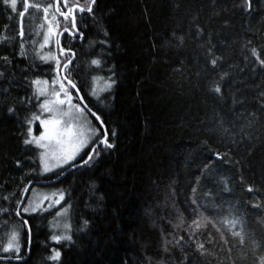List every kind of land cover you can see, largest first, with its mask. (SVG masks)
<instances>
[{
    "label": "trees",
    "instance_id": "16d2710c",
    "mask_svg": "<svg viewBox=\"0 0 264 264\" xmlns=\"http://www.w3.org/2000/svg\"><path fill=\"white\" fill-rule=\"evenodd\" d=\"M18 1L13 13L0 0V209L9 210L0 212V243L21 226L16 203L29 180L59 174L36 177L38 150L23 141L26 121L40 115L32 81L56 76L47 21L64 17L45 14L51 0H29L39 10L21 18ZM75 17L78 35L61 42L79 67L70 78L113 147L51 184L69 202L71 241L51 242L49 216L22 215L30 251L10 264H253L249 241L264 239V0H95L92 13ZM93 75L115 79L96 100L86 96ZM217 84L219 94L209 90ZM200 213L210 222L192 233ZM234 218L248 234L242 247L222 223ZM21 239L26 256V228ZM53 249L58 262L47 259Z\"/></svg>",
    "mask_w": 264,
    "mask_h": 264
},
{
    "label": "snow or ice",
    "instance_id": "6c2138e0",
    "mask_svg": "<svg viewBox=\"0 0 264 264\" xmlns=\"http://www.w3.org/2000/svg\"><path fill=\"white\" fill-rule=\"evenodd\" d=\"M3 3L10 7L12 12L15 13L17 11V0H3ZM95 3V0H87V7L80 6L79 4H73L72 6H68V0H64V6L66 7V11H61L59 7L55 9L57 13H59L61 16L64 17V19L67 21L70 17L72 19V28L75 31L76 30V17L73 15L74 11L79 13H84L87 11L88 13H92L93 11V4ZM38 4H30L29 0H23V9L22 11H19V16L21 18L25 17L26 11L29 8H35L39 10ZM52 5L50 4L48 7L44 8L43 11L47 15L49 12V8H51ZM65 31L67 32L68 29L65 28ZM23 35V32L20 33ZM55 32L50 25L48 28V31L45 33V41L47 42L50 37L55 36ZM69 35H72L71 32H69ZM182 39V38H181ZM101 44L104 42L101 41ZM23 47V44L21 45ZM60 55H65V50L63 48L60 49ZM252 55H256V50H252ZM6 59V58H5ZM41 60H44V57H40ZM48 59L55 60L57 66L61 63L60 60L56 59L53 56L48 57ZM69 62L64 63L63 68H54L53 71L57 73V75L53 78L52 84L56 85L59 84V90H53L51 92V99L44 100L43 103L39 105L40 109L47 113V118H42L40 116H33V119L39 120V125L41 128V131L39 135L33 134V128H32V121H26L28 124L26 136L27 138L24 139L23 143L25 145H31L34 146L35 149L38 150V159L40 166L42 168V171L44 173L52 172L53 169L61 167L62 165H67L69 162L75 160V158L84 150L86 147L92 148V151L88 153V158L83 159L82 165L86 166L89 165L94 156H99L100 154V147L102 146L105 149H111L113 145L108 142L109 133L105 128V125L103 121L101 120V117L96 114V112L92 111L90 108H87L85 105L84 107H81L79 104L73 103V95L70 94V89H76V95L79 96V89L77 87V84L71 80V74L74 71H79V67L73 69L70 67V64L74 61L70 57H65ZM219 58L213 59L211 61L212 65L215 66L217 63V60ZM262 64H264V61H261ZM90 65L93 67V70H100L104 71L103 69V62L101 59L93 58L90 61ZM108 71H111L110 69ZM60 73H63V75H60ZM224 77H221V80H223ZM63 81H67V87H65V83ZM97 82H102V86L97 87ZM39 83L47 84V81H38L33 80L32 84L37 85ZM115 84V79L113 76H93L92 77V92L90 95L99 97L101 93L107 92L110 90L113 85ZM210 91H213L217 94L221 92V87L219 84H217L214 87H210ZM48 91L46 88H38L36 91L37 96H45L48 95ZM67 105V108H64L63 106ZM13 109L9 108V112H12ZM86 113H91V116L95 117V120L99 122L98 127H91L90 122L87 119ZM103 129V131H101ZM225 132L228 130L225 129ZM112 135H115V132H112ZM221 157L218 155L217 159H220ZM73 167H76V165H72ZM64 173L61 172L60 175H63ZM29 183H32L31 180H29ZM27 189V185H25V190ZM225 190L227 191V186L225 187ZM193 194L196 193L197 189L193 187L192 189ZM251 191V189H249ZM23 193H21V199H23ZM4 199H8V197H4ZM64 199V193L60 192L59 198L55 200V204H60L61 200ZM197 201L193 197L192 204H196ZM55 205L50 204L49 207L53 208ZM16 208L19 209V211L16 212V216L20 217L21 212L28 213L31 215L32 213H36L40 209V205L36 204L33 205L31 202L29 205H23L20 203V201H17ZM8 209H0V212L7 213ZM47 211V210H44ZM198 211V209L196 210ZM61 215L60 212H57V217ZM22 219V218H21ZM178 225L182 226L185 221L182 214H178ZM207 217L203 216V213H200L198 219H194L191 224V232L195 233L198 229L203 227L204 224L209 223ZM222 223H226L227 225H230L228 227V231L231 232L233 237H236L239 239V243L241 247L245 244L246 240H248V234L244 231L243 224L239 218H234L231 221L224 220ZM87 222L85 221V225ZM237 225L240 226V231H236ZM215 227V225H213ZM28 227V220L22 219L21 228ZM59 227V225H57ZM69 225L64 224V229H68ZM219 231V229H217ZM30 236V231H29ZM21 237L22 233L16 230H13L10 232L8 241L6 244L3 245L2 251L4 253H10V252H16L19 253L21 251ZM192 236H189V239H191ZM50 239L56 243H61L62 241H71L72 237L68 234H62V235H52ZM221 239H224L223 236H221ZM30 243V240H29ZM250 248L247 250V252H250L253 259V264H264V239L261 241L257 240H250ZM203 244H197L198 249H203ZM247 252L241 257V259H245L247 256ZM257 252H260V255H257ZM61 253L60 251L53 249L50 256L47 257L49 261L52 262H58L60 260ZM230 256V250H229V259ZM0 259H4L6 261H9L10 264V257H0ZM16 259H21L19 256L16 257Z\"/></svg>",
    "mask_w": 264,
    "mask_h": 264
},
{
    "label": "rangeland",
    "instance_id": "374dc122",
    "mask_svg": "<svg viewBox=\"0 0 264 264\" xmlns=\"http://www.w3.org/2000/svg\"><path fill=\"white\" fill-rule=\"evenodd\" d=\"M52 2L50 3L52 5L51 8H49L50 10H52L53 8V0H51ZM19 6V1L17 0V8ZM49 6V5H48ZM63 9V7L61 8L60 7V10ZM47 25H46V29H45V33L48 31V28L49 26L51 25L54 32L56 33L54 37H50L49 40L46 42L45 41V38L43 39V42L46 46H51L52 49H53V57H55L56 59L60 60L61 63L57 66L59 68H61L62 64L64 62L67 61V59L64 58V62H63V56H59L57 52V45H56V38H57V35L59 33L60 30H62L64 27L63 25H66L64 23H66L67 21L65 19H63V21H59L57 22L55 19L52 20V19H49L47 21ZM62 25V26H61ZM65 57H69V55H66ZM57 75V73H56ZM61 75V74H60ZM93 76H100V75H93ZM92 76V77H93ZM92 77H90L89 79V83L87 85V88H86V96L88 99L90 100H96L98 99L99 97H101L102 95L108 93L110 90H108L107 92H104V93H101L99 95V97H96V96H92L90 95L91 92H92ZM52 80H45V79H38V81H47V84H44V83H39L37 85H33L32 84V87H33V93L34 95L40 99V104L44 102V100L46 99H51V92L53 90H56L58 91L59 90V84H56V85H53L52 84ZM65 83V87H67V82L63 81ZM102 86V82H97V87H100ZM46 88L47 91H48V95H45V96H37L36 95V91L38 88ZM70 94L73 95V103L74 104H79L80 105V102L78 100V97L76 96L75 92L70 89ZM81 106V105H80ZM64 108H67V105H64L63 106ZM82 107V106H81ZM39 110H40V117L42 118H47L48 114L47 113H44L40 107H39ZM86 116H87V119L88 121L90 122V126L91 127H94L95 126L91 123L90 121V118L89 116L87 115L86 113ZM39 127V130L37 129V126ZM32 128H33V134L34 135H39L40 131H41V128H40V125H39V120H34L32 122ZM88 147H86L84 150H82V152L75 158V160L69 162V164L67 165H62L61 167H58V168H55L53 169L52 172H48V173H44L42 171V168L40 166V163H39V159H38V168L35 172V175L36 177L38 178H43V177H47V176H50V175H55L57 173H60L63 169L67 168L68 166L74 164V162H76V160L81 156V154L87 149ZM59 194H60V191L51 186V185H46V186H42V185H34L27 198H26V201L24 203V205H29V203L31 202L33 205H36V204H39L40 205V209L36 212H41L42 214H45L48 217V226H49V229L51 230V236L52 235H62V234H68V235H71V229H70V218H69V211H70V205H69V202L66 200L65 198V195H64V199L61 200L60 204H55V200L59 198ZM50 204H53L55 205L53 208H50L49 205ZM44 210H47V211H44ZM57 212H60L61 215L59 217H57ZM23 216H30L28 213H23L21 212ZM36 213H32L31 215L33 214H36ZM64 224H68L69 225V228L68 229H64ZM57 225H59V227H57ZM13 230H16V231H19V232H23V229L21 228V226H16V225H12L10 227V229L8 230V232L6 233L4 239L1 241L0 243V249H1V253L3 255H13L14 257H17V256H24L22 254V251H23V241L21 239V251L19 253H16V252H10V253H4L2 251V248H3V245L7 243L8 241V237H9V234L11 231ZM51 242L53 243H56L54 241L51 240ZM63 242V241H62ZM11 257V256H9Z\"/></svg>",
    "mask_w": 264,
    "mask_h": 264
},
{
    "label": "water",
    "instance_id": "95a60500",
    "mask_svg": "<svg viewBox=\"0 0 264 264\" xmlns=\"http://www.w3.org/2000/svg\"><path fill=\"white\" fill-rule=\"evenodd\" d=\"M59 1H60V0H53V11L55 12V14H56L57 16L63 17V16H61L59 13H57V12L55 11V9H56L57 7H59ZM62 2H63V4H64V0H62ZM85 12H87V11H85ZM76 14H80V13L74 11L73 15L76 16ZM70 20H71V28H67V29H68L67 32L65 31V28H63L62 30L59 31V33H58V35H57V38H56V45H57L59 51H60L61 48H63L61 42H62V36H63L64 34H68V35H69V32H71L72 35H70V36H77V35H78V29H77V26H76V30L74 31L73 28H72V19H71V17H70ZM64 50H65V53H66V52H69V53L71 54V57H70V58H72V60H74V51H72V50H66V49H64ZM68 62H69V61L67 60V61L64 62V63H68ZM64 63L62 64L61 68H63ZM60 74L63 75V73H60ZM65 82H67V81H65ZM74 90H75V92H76V89H74ZM77 97H78V100H79V102L81 103V105H82L83 107L86 105L87 108H89L88 105H87V103H86V101H85V99H84V97H83V95H82V93L80 92V90H79V96H77ZM92 111H93V110H92ZM96 114H97V113H96ZM97 115H98V114H97ZM102 131H103V129H102ZM90 151H92V148H91ZM87 158H88V155L86 156L85 159H87ZM82 161H83V160H82ZM82 161L75 163L74 165H76V167H73V166H72L73 164H72V165L68 166L67 168L63 169V170L61 171V172L64 173L63 175H60V173H61V172H60L57 176H55V177H53V178H49V179H40V180H31L32 183H29V182H28V183H27V189H26V190L24 189V191H23V197H24V198H23V199H20V203L24 205V203H25V201H26V198H27V196H28V194H29L31 188H32L34 185H42V186L44 185V186H46V185L54 184V183L58 182L59 180H61V179H62L67 173H69L71 170H73V169H75V168H78V167L82 166ZM17 211H19V209L16 208L15 216H16V212H17ZM16 217H17V216H16ZM17 218H18L20 221H22V219L27 220L25 217L22 216V213H21V216H20V217H17ZM21 218H22V219H21ZM29 231H30V236H29ZM26 232H27V247H26L27 255L24 256V257H20L21 259H19V260L16 259V257H10V261H23V260H25V259L28 257V255H29V251H30V245H31V230H30V225H29V223H28V227H26ZM29 240H30V243H29ZM0 257H9V256H0ZM0 261H6V260H4V259H0Z\"/></svg>",
    "mask_w": 264,
    "mask_h": 264
},
{
    "label": "flooded vegetation",
    "instance_id": "af4514ba",
    "mask_svg": "<svg viewBox=\"0 0 264 264\" xmlns=\"http://www.w3.org/2000/svg\"><path fill=\"white\" fill-rule=\"evenodd\" d=\"M72 90H74V89H72ZM74 92H75V90H74ZM76 93V92H75ZM77 96V95H76ZM80 105H81V103H80ZM82 106V105H81ZM83 107V106H82ZM87 115L89 116V118H90V121H91V123L93 122L92 120H91V117H93V116H91V113H87ZM94 119H95V117H93ZM97 123L99 124V122L97 121ZM93 125H94V123H93ZM95 126V125H94ZM101 131H102V129H101ZM90 150H91V148L90 147H88L82 154H81V156L76 160V162H74V164L75 163H77V162H80V161H82L83 159H85L86 158V156L88 155V153L90 152Z\"/></svg>",
    "mask_w": 264,
    "mask_h": 264
},
{
    "label": "bare ground",
    "instance_id": "6f19581e",
    "mask_svg": "<svg viewBox=\"0 0 264 264\" xmlns=\"http://www.w3.org/2000/svg\"><path fill=\"white\" fill-rule=\"evenodd\" d=\"M18 262V261H17Z\"/></svg>",
    "mask_w": 264,
    "mask_h": 264
}]
</instances>
